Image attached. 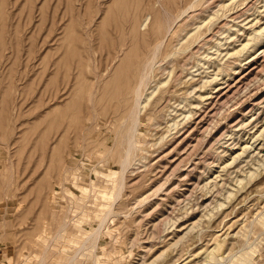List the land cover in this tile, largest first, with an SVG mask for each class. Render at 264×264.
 <instances>
[{
  "label": "rangeland",
  "instance_id": "rangeland-1",
  "mask_svg": "<svg viewBox=\"0 0 264 264\" xmlns=\"http://www.w3.org/2000/svg\"><path fill=\"white\" fill-rule=\"evenodd\" d=\"M173 1L0 0V264H264V0Z\"/></svg>",
  "mask_w": 264,
  "mask_h": 264
},
{
  "label": "bare ground",
  "instance_id": "bare-ground-1",
  "mask_svg": "<svg viewBox=\"0 0 264 264\" xmlns=\"http://www.w3.org/2000/svg\"><path fill=\"white\" fill-rule=\"evenodd\" d=\"M166 1V3H167V6L168 7H172V5H173V3H174V1L173 0H165ZM236 2H237V0H235ZM168 4H170V5H168ZM225 4V3H224ZM227 6V5H226ZM231 6V5H230ZM153 8V10L154 11H156L157 12V9L155 8V7H152ZM150 9V8H149ZM219 9V8H218ZM152 10V11H153ZM185 10V9H184ZM221 10V9H220ZM228 10V9H227ZM226 10V11H227ZM218 11V10H217ZM212 14V13H211ZM217 14V13H216ZM210 15V14H209ZM213 16H215V13L213 14V15H211V16H209V22H211V20H212V18H213ZM208 17V16H207ZM206 17V19H208ZM154 20H155V18H154ZM201 23V22H200ZM257 24V23H256ZM135 26V25H134ZM155 26V25H154ZM198 26V25H197ZM199 26H201V24L199 25ZM236 28H234V31H232L231 32V29H230V31L227 33V35L228 36H225V37H222V38H220L215 44H214V46L216 47V50L219 52V54H221V51H220V49H221V46L222 45H224L225 43H226V41H223V39L225 38V39H228V38H230L231 36H233V35H235V34H238V31H240L241 29H243V25H239V24H237V26H235ZM209 29V28H208ZM224 32V31H223ZM247 33V32H246ZM162 34V31H160L159 29H154L153 30V32H152V37H155V39L156 40H158L159 38H160V35ZM248 37H247V35H246V37H244V39L246 38V40L245 41H243L242 40V43L240 44L241 46H234L232 49L230 48H228V50H227V54L228 53H230L231 55L233 54L234 56L235 55H238V57L237 58H239V56H241V54H242V52L244 51V50H246V49H248V48H250L253 44H252V41L253 42H259V41H261V40H263L264 39V23L262 24H260L258 27L256 26L255 28L253 27V29L252 30H250L248 33ZM200 35V34H199ZM239 35V34H238ZM221 37V36H220ZM202 41V40H201ZM200 41V42H201ZM206 41V40H205ZM116 42V41H115ZM207 42V41H206ZM205 42V43H206ZM204 44V43H203ZM239 45V44H238ZM131 47H132V45H131ZM213 48V47H212ZM120 49V48H119ZM248 50H250V49H248ZM154 51V50H153ZM246 52V51H245ZM112 54V53H111ZM209 54V53H208ZM153 56H154V54H153ZM156 56V55H155ZM242 56H243V54H242ZM133 58V57H132ZM154 58V57H153ZM231 58V57H230ZM233 58V57H232ZM236 58V57H235ZM171 60V59H170ZM173 60V59H172ZM171 60V61H172ZM236 60V59H235ZM239 60V59H238ZM241 60H243V59H241ZM240 60V61H241ZM152 62L150 63V67L151 68H153L154 69V67H155V65H156V63H158V62H154V59L153 60H151ZM216 61V60H215ZM231 61V60H230ZM150 62V61H149ZM212 62H214V61H212ZM225 62V61H224ZM243 61H241V63H242ZM216 63H218L217 61H216ZM223 63V62H222ZM239 63V62H238ZM146 64V63H145ZM149 64V63H148ZM214 64V63H213ZM228 64V63H227ZM226 64V65H227ZM240 64V63H239ZM243 64V63H242ZM210 66V65H209ZM218 71L216 72V73H213V74H211L210 76L212 77L211 79H208V75H206V77H205V79H202V81H199V82H201L202 84L200 85V86H206L207 85V83H209L211 86H212V88L213 89H215L219 84H220V82H219V75L221 74V73H224L223 71H225V70H227L223 65H221L220 63H218ZM216 66V67H217ZM232 67V66H231ZM231 67L228 65V70L229 69H231ZM238 67V66H237ZM240 67V66H239ZM238 67V68H239ZM235 68V67H234ZM237 68V69H238ZM217 69V68H216ZM232 69H233V67H232ZM142 70V69H141ZM234 70V69H233ZM172 67H171V69L169 70V73H168V75L166 76V77H164V78H162L161 80H159L158 81V83L157 84H155V86H154V88H153V90H151V91H149V92H147V94H146V96L144 97V98H140V99H137V104L140 106V108H139V113L140 112H142V110H143V108H145L151 101H152V99H153V96H154V94H155V92L157 91V89L158 88H160V87H164L165 85H168V83L170 84V82L172 81L171 79H172ZM149 72V71H148ZM233 72H235V71H233ZM191 73H193V72H191ZM235 73H237V72H235ZM180 75V74H179ZM213 75V76H212ZM174 77V76H173ZM139 78V77H138ZM228 79V78H227ZM171 80V81H170ZM176 80H179V79H175V82L173 83V84H170V85H168L167 86V88H165L163 91H162V93H160L158 96H156L155 97V99L153 100V102H155V103H158V102H160L164 97H165V92H167L169 89H171V87L173 88V87H175L176 86ZM181 80V79H180ZM144 83V84H143ZM148 81L145 79V76H143L142 78H141V80H140V78L137 80V82H136V85H135V88H134V91H137V96L140 94L139 93V87H140V85L141 84H143V85H145V86H147L148 85ZM193 86V85H192ZM193 88V87H192ZM196 88V87H195ZM136 89V90H135ZM141 89V88H140ZM199 90H200V87H199ZM229 90V89H228ZM213 90L211 89L210 91H208L207 93H200L199 95H198V97L199 98H196V103L197 104H199V103H201V102H203V97H205V96H207L208 97V95L212 92ZM141 92V91H140ZM191 93V92H190ZM192 94V93H191ZM194 94V93H193ZM192 94V95H193ZM169 96V95H168ZM193 97V96H192ZM206 98V97H205ZM209 98V97H208ZM165 100V99H164ZM163 100V101H164ZM187 101L188 103V105H191L192 103H194V102H190L189 101V99L187 98V97H183L182 98V101ZM220 100V99H219ZM182 103V102H181ZM161 104H163V103H161ZM160 104V105H161ZM186 104V103H185ZM179 105V104H178ZM155 107V106H154ZM152 108V107H151ZM158 108V107H157ZM179 108V107H178ZM175 110H177L176 109V107L174 108ZM193 113V109H192V107H186V108H184V110L183 111H181L180 113H178L177 114V116H174L173 117V119H172V123H171V127H175V126H178L180 123H181V120L183 119V118H185V117H187V116H189L190 114H192ZM183 114V117L182 118H178L180 115H182ZM135 120L137 121L138 120V118H135ZM153 123V122H152ZM136 125V124H135ZM135 125L131 128V130H130V137H129V140H128V143L126 144V146H125V152H124V155L122 156V159H121V170H119V173H120V177H121V180H120V182H119V186H118V189H117V192H116V197L118 196V195H120V191H121V189L123 188V186H124V184H125V172H126V170L130 167V165L132 164V156H133V149H134V147H136L137 146V144H136V140L134 139V135H135V130H136V127H135ZM258 132H259V135H258ZM257 133V136L255 137V134ZM255 134H253V135H251V137L249 138V140H247L246 142H244V144L242 143V145H241V149L240 150H234V153H232V161H231V163L232 162H234L235 160H238L239 158H241L242 157V155H245L246 153L245 152H247V151H250V149L254 146V144H255V141H256V139L260 136V135H262L263 136V134H264V127H262V128H260L259 130H257V132H256ZM255 137V138H254ZM253 139V140H252ZM252 140V141H251ZM251 151H252V149H251ZM245 153V154H244ZM234 154V155H233ZM248 154H249V152H248ZM258 165H263L262 163H260V164H258ZM256 168V167H255ZM254 174V173H253ZM245 175H247V174H245ZM253 176V175H252ZM257 177V176H256ZM252 180V179H251ZM260 185V184H259ZM112 210H109L108 212H111ZM105 218L106 217H104L103 218V220L100 222V224H99V227H98V229H97V232L96 233H93V235H95V241H96V239L98 238V233H99V231L101 230V228H102V224H103V222L105 221ZM168 220V219H167ZM174 222V221H173ZM172 222V223H173ZM169 224H171V223H169ZM167 226V225H166ZM165 226V227H166ZM169 227H170V225H169ZM180 230V229H179ZM163 231V230H162ZM92 236H87L84 240H83V242H82V245L80 246V248L78 249V251L80 252V251H83L84 249H86L87 247H88V243H90V240H88V239H90ZM161 238V237H160ZM177 242V241H176ZM180 243V242H179ZM214 244V243H213ZM182 245H183V242H182ZM181 246V245H180ZM185 247V246H184ZM76 254H78V252L76 253ZM246 256V260H244L245 261V263L246 262H249V260H250V258H251V256L249 255V253L247 254V255H245ZM76 259V256L75 255H73V256H71V257H69V262H71V261H74ZM175 263V262H174ZM167 264H169V263H167Z\"/></svg>",
  "mask_w": 264,
  "mask_h": 264
}]
</instances>
